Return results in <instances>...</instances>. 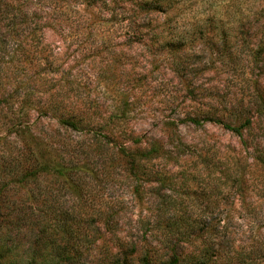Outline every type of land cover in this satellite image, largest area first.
<instances>
[{
    "label": "rangeland",
    "instance_id": "374dc122",
    "mask_svg": "<svg viewBox=\"0 0 264 264\" xmlns=\"http://www.w3.org/2000/svg\"><path fill=\"white\" fill-rule=\"evenodd\" d=\"M8 2L0 264H264V0Z\"/></svg>",
    "mask_w": 264,
    "mask_h": 264
},
{
    "label": "trees",
    "instance_id": "16d2710c",
    "mask_svg": "<svg viewBox=\"0 0 264 264\" xmlns=\"http://www.w3.org/2000/svg\"><path fill=\"white\" fill-rule=\"evenodd\" d=\"M4 6H5V11H1L0 10V20H3V21L6 22V24L4 23V25L0 24V37H3V38H5L3 32L6 31L3 28H6L7 30H10L12 25H13V23H15L16 20H20L21 17L23 18V14H22L21 9H17L16 6H14L12 3L8 2ZM28 21L29 20L24 18L25 29L28 28V25H29ZM35 23H36V25L38 24L37 21ZM31 29L34 30L33 28H31ZM2 40H4V39H2ZM3 42H5V40ZM189 121H191L193 123H196V124L199 123V121L197 119H194V118H190ZM64 122H65V124H67L68 126H70L72 128H77L76 123L74 121H64ZM216 122L220 123L224 128L231 130L235 134L240 135V130L242 128L241 125L236 126V127L235 126H231V125H229L227 123L221 122L218 119H216ZM131 160H133V162H135L134 161L135 159H131ZM183 232L184 231H181V233H179V235H183L184 234ZM165 241H168V242H165V244H166V246L168 247V249L170 251V257H171V259L167 262V264H179V262L182 259H180L181 251H178L177 243L171 242V238L170 237H167ZM185 260H186V262H191V261L195 262V258L192 257V256L186 257ZM32 264H34V263H32ZM40 264H46V263L45 262H41ZM121 264H130V263L127 262L126 261V257H124V260L121 262ZM140 264H156V263H154L152 260H150V258L148 256V253H145V255L142 257V259H140ZM158 264H163V262L159 261Z\"/></svg>",
    "mask_w": 264,
    "mask_h": 264
}]
</instances>
